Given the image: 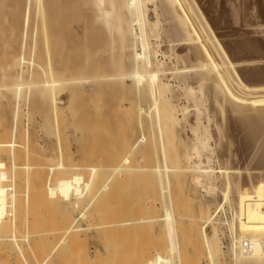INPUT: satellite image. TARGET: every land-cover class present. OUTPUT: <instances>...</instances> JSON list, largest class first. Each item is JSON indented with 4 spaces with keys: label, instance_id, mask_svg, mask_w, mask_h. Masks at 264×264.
<instances>
[{
    "label": "bare ground",
    "instance_id": "1",
    "mask_svg": "<svg viewBox=\"0 0 264 264\" xmlns=\"http://www.w3.org/2000/svg\"><path fill=\"white\" fill-rule=\"evenodd\" d=\"M32 9L34 17L30 15ZM256 25H264V0H0V100L11 95L13 118L25 136L30 129L19 125V115L27 89L36 90L47 110L59 118L69 116L82 101L102 100L105 104L109 99L115 106L118 100L122 108L118 112L130 111L132 117H128L135 122L133 148L154 157L147 155L152 157L148 161L154 163L159 181L151 183L159 186V193L149 198L152 202L147 207L150 204L152 209L157 201L161 204L162 226L169 237L164 234L168 241L163 243L169 245L165 249L172 255L170 262L166 259L170 254L161 261L164 258L166 264H183V247L199 244L209 264H264V28ZM33 59L38 61L34 70L30 66ZM126 105L129 110L123 113ZM103 120L109 124L107 118ZM45 128L49 131L50 126ZM24 162L21 166L28 165L23 167L27 171L20 165L18 168L27 175L32 173L30 167L38 171L41 169L36 166L43 163L34 166L31 161L30 166L29 161ZM150 163L145 166L150 170H146L154 173ZM116 169L118 177L115 174L113 179L118 178L123 185L126 170ZM106 177L98 188L101 192L97 189L96 193L114 201L110 195L116 187H112V177ZM150 177L155 175L150 173ZM207 196L212 197L213 204ZM196 199L197 205L192 203ZM132 219L119 221L128 225H116L131 228L147 222ZM89 221L90 227L93 222ZM65 222L56 232L49 231L58 235L52 249L58 256L66 248H77L84 229L77 226L76 218ZM108 226L102 228L109 230ZM47 230L43 234L52 235ZM139 235L144 239L145 235ZM194 238L197 243L188 241ZM222 239L228 240L227 245ZM128 243L131 245L129 239ZM81 252L84 249L79 254L85 257ZM120 255H115L116 264ZM40 264H47L46 259Z\"/></svg>",
    "mask_w": 264,
    "mask_h": 264
},
{
    "label": "rangeland",
    "instance_id": "2",
    "mask_svg": "<svg viewBox=\"0 0 264 264\" xmlns=\"http://www.w3.org/2000/svg\"><path fill=\"white\" fill-rule=\"evenodd\" d=\"M32 10H31L30 15L34 17L35 11L34 9ZM257 27H260V26L256 25L255 28ZM262 27L264 28V25L263 26L261 25V27L258 29H261ZM0 52H1V49H0ZM36 60L37 59H33L32 61H30V64L31 62L33 64V65L32 64L30 65L33 70L36 69L35 68L36 65H34L35 62L38 66V61ZM25 92L27 94H25ZM25 92L23 93L24 99L21 100L22 104H21V111L19 115V121H20L19 125L21 127L23 126L24 129H26V127L27 129L28 128L30 129V134L28 136H25L21 132V129L18 127V124L15 122L13 118L12 111H13L14 105H13V100H12L11 95H9V98L7 97V98H3L0 100V162L3 163V165H1L0 167V264H40L45 259H46L47 264H61V263L68 264L69 262L70 263L74 262L75 264H86V263L87 264H104V263L108 264L106 262H110V264H114V263L116 264L115 260L118 259L116 258V256L118 257L121 252L122 253L119 257V261H117V264L118 263L127 264V262H131V264H137V263L138 264H151V262H153L152 264L154 263L161 264L162 261L164 262V263L162 262V264H166L167 263L166 259L170 262L171 260H169V258L171 259L172 255L170 254V251L167 250L169 248V245H168L169 242L167 243L168 246H165L164 244L165 242L168 241V240H164L166 239V236L168 235V233H166L167 234L166 235L165 232H168V230L166 229L165 226H162V224L165 225V221L163 223L164 211L162 209L161 204L158 201L153 202L154 203L153 208L152 209L150 208L151 207L150 204L152 202V201L150 202L151 198L157 197L154 195H158L159 193V190H158L159 186H156L155 183H154L155 185L151 183V180L153 182H155L156 180L158 181L156 177L155 169H154V163L153 162L150 163L148 161L153 156L150 154V152L145 153L143 150L142 151L143 153H142L141 150H137L136 148L135 149L133 148V143L135 141L136 128L134 127L135 122L133 118H132V121H130V118L128 117L129 115L132 117V115L130 114V111L129 112L127 111L128 113L126 112V110L128 109L127 107L128 104L126 105L125 108L123 107L124 110L127 108L125 111H123V113L124 112L126 113L120 114L118 111L121 110L122 108L119 109L120 106H118L119 104L116 98L114 99L116 100L115 106L112 105L113 103L111 104L108 101L109 99L105 100V104H104V101L101 102L102 100L100 101L98 100L97 101L95 100L87 101L86 100L85 102L82 101L83 103L81 102V104L75 107L74 111L72 110L70 115H69L70 111H68L67 115L69 116H66L65 114V116L59 118V116H57L56 113H51V111L47 110L41 97L39 96L36 90L33 91V88H32V89H27ZM31 93L32 94L36 93L37 96L33 94L36 96L34 97ZM31 95L32 97H30ZM107 101L110 104L106 103ZM102 103L104 104L103 106L101 105ZM25 110L27 113H25ZM115 110H116V113L114 112ZM114 113L116 116L118 113L119 117H116ZM132 114H133V111H132ZM30 115L31 116L33 115L34 117L32 116V119H31ZM22 116L25 118H23ZM29 118L30 120H28ZM103 118H107V120L109 121V124L108 122H104L105 120H103ZM112 118H114L113 121H112ZM117 119L118 121L115 122ZM31 120H32V123H31ZM37 120H38L39 125L36 124ZM25 122L29 123V125ZM119 122L120 124H118ZM127 122H130L131 124ZM44 125L45 126L48 125V129H49V126H50V129L51 128L52 129L51 130L49 129L48 131ZM41 126H43L42 128L44 129V131L42 130ZM132 129L134 130V133L131 132ZM48 133L50 136L48 137L50 139H48L47 137ZM65 133H68V134L71 133V135H69L68 137L67 135H65ZM20 135L24 138L22 139L23 144L22 142L20 143L21 141V138H19ZM67 138H70V141H68ZM47 140H51L53 142V143L51 142L52 145L48 143ZM139 151L141 152V154ZM144 154L146 157L144 156ZM147 155H151L152 157L147 158ZM142 156H144L145 158H142ZM140 157L142 159L147 160L148 163L151 164V168H152L151 170H153L155 174L153 172H150L149 171L150 168L148 167L147 168L149 170L148 171L146 170L147 168L145 166L148 163H146L147 161L145 160L144 161L140 160ZM29 158L30 160H28ZM151 160L152 161L154 160L155 162V159H151ZM11 161L13 163H16L17 166H15V164H12V163L11 165L10 164ZM22 161L23 162L26 161V163L28 162L27 164L30 163L29 164L30 166H31V161H32V164L36 163V165L37 164L39 165L41 162L43 163H41L39 166H36V169L37 167H40L41 170H38L39 172L34 171L35 169L34 167H30V169H32V173L31 175L30 173H28V175H30L28 176L27 173L23 171V170L27 171V169H24V168H28V165L27 166L25 165V167L21 166ZM137 161L139 162L143 161L145 162L146 165L144 166L143 162L138 163ZM7 164H10V165H7ZM18 165H20L19 167L23 170L18 168ZM41 165H42V168H41ZM56 166H58L57 168L59 167L60 168L57 170ZM92 166L93 167L96 166V167L93 168ZM120 166L126 170L127 178L123 179V182L125 183H122L123 185L125 184V186L121 185V183L119 184L118 183L119 181L117 182L118 178H116V180L113 179L115 178L114 175L115 174L117 175L119 171L118 170L116 172V170L118 169V168L116 169V167H119L120 169ZM136 166H138L139 168L144 167L145 170L138 169ZM11 167L13 169H11ZM134 167H136L137 169H133ZM104 168L106 169L109 168V169L107 171L106 169L104 170ZM122 168L120 170H122ZM53 170L56 172L54 173ZM109 170L111 171L113 170L112 173L114 174L112 175L111 171ZM138 170H141V171L143 170L144 172L139 171L138 173ZM33 171L36 172V174ZM106 172H107V175L109 176L106 175ZM109 172L110 174H108ZM120 172L123 174L122 171ZM150 173H152L153 176L155 175V178L152 177V179H150L151 178ZM103 174H105L107 177L103 176ZM105 177L106 179L112 177L111 182L114 183L112 187L114 189L116 187L117 189V190L113 189L114 191L110 195V197H113L114 201H112V198H108L109 196L105 197L103 196L102 193H101V196H99L96 193L98 192V190L101 192V189H98V188L102 187ZM119 178L121 179V177ZM158 182H156L157 185L159 184ZM120 185L123 187L120 188ZM117 187H119L120 189ZM202 194L204 193L202 192ZM41 195L43 197H41ZM102 197L103 198L105 197V198L103 199ZM218 199L220 200V197H218ZM196 200H194L192 203L197 205L199 203L198 202L199 200L198 199ZM206 200L209 202V204H213L212 197L210 198L207 196ZM47 201H48V205H45L47 204ZM148 202H150V204H148V207H147ZM94 203H96V205ZM134 203H137V204H134ZM92 204L94 205L92 206ZM182 205H183L182 207L185 208L184 206L185 203H182ZM136 206L138 210H135L137 209ZM139 207L141 209L140 210L141 212L139 211ZM191 209L194 210L193 208ZM192 210H190V212ZM136 211L138 212L137 214L139 215H136ZM83 213L84 215L85 214L86 215L84 219H81L80 215ZM87 214H90V215L87 216ZM41 215L43 217H41ZM146 215H148V220H147ZM193 215L195 217V213L192 214V216ZM192 216L190 215V218ZM38 218H40L41 220L39 221ZM43 218L44 220H42ZM49 218L51 220H49ZM75 218L77 219V222H76L77 226L84 228L82 233H80L81 234V238L79 237L80 241L78 240L79 238H77L75 241L77 242L78 240V242L76 243L77 248H70V249L66 248V251H64L60 256H58L57 252L53 253V250H52L58 241L57 239L58 235L55 234L57 237L56 238L54 237L55 236L54 233H51V232H54V231L56 232L58 230L57 227L61 229L62 221L64 225L66 223L65 221L69 219H75ZM132 218L133 219L139 218L140 219V220L138 219L139 221L141 220L144 221L142 219L144 218L145 221L147 220V222L144 221L145 223H140V224L138 223L137 225L134 224L133 226H131V228L129 227L130 225L128 227L127 226L119 227L116 225L117 223L119 225L120 223L124 225L125 220L124 222H120V223L119 221L126 219L128 223V219L130 221ZM88 220L90 221L92 220L91 222H93L91 223L90 227L88 225ZM90 221H89V224H90ZM102 221L105 223L100 225ZM41 223L42 224L45 223L43 224V226L44 225L46 226L47 223L51 225L46 226V227L44 226V229H42L43 226L41 225ZM108 223H109V226L107 225ZM146 223L148 226L145 225ZM107 226L109 230L107 229L105 230L102 228V227L107 228ZM45 228L50 229V230H47V232L52 235H48L47 233L43 234V231L46 230ZM136 229H139L140 232H138ZM144 229H146L147 231ZM164 229H166V231ZM130 231L133 232L134 235H130ZM208 232H211V229H208ZM139 234L145 235L144 239H143V236L141 237ZM164 234L166 236H164ZM44 235H46L47 238H45ZM129 235L132 237L131 239ZM221 236L223 237V235ZM126 237H129V238H126ZM138 237H139V240H137ZM128 239L131 245H127L129 244ZM40 240L42 241L41 243H40ZM226 240L227 239L223 240V242L225 241L224 242L225 245H227V242H228V240L227 241ZM81 241H84V242H81ZM188 241H193L194 244L197 243V241H195V238L188 240ZM112 242H115V243H112ZM123 242H125L126 244H124ZM79 243H80V247H79ZM82 243H85L86 245L85 244L82 245ZM122 243H123V246H122ZM191 243L192 242L190 243L188 242V244H191ZM42 245L45 248L47 247L45 251L43 250ZM125 245L129 248L126 249ZM134 245H137V246L135 247ZM192 245L193 244H191V246L188 245V247L186 246L183 247L184 250L186 251L185 253L182 248L183 250L182 257H183V262H184L183 264H190V262L192 264L194 263L195 264L196 263L197 264H209V262L207 261L203 253L202 247H200L198 244L197 245L198 247L194 245L197 248H195L194 246L192 248ZM140 246H142L143 249L144 247H146L147 250L146 249L143 250L145 252V256L143 255L144 253ZM123 247L125 248V250ZM130 247L131 248L133 247V248L131 249ZM165 247L166 248L168 247V248L165 249ZM199 247L202 249V251L198 249ZM81 248L84 249V252L83 253L81 252V253L85 254V257L84 255L79 254L80 251H83V249L81 250ZM137 248L139 249L138 251H136ZM71 249L75 252L71 251ZM126 250L129 253H127ZM165 250H167V252ZM42 251H43V254H42ZM146 251L148 253H151V255L149 254L148 256ZM106 252L109 254H107ZM135 252H137L138 255ZM44 253L47 255H45ZM74 253L75 254L77 253L76 254L77 257ZM73 254L75 255V258ZM134 254L135 256H137L136 257V259L138 258L137 260H135ZM166 254L168 255L170 254V255L168 256ZM42 256L43 257L45 256V258H43ZM46 256L47 257L49 256V258L51 256L50 258L51 262L49 261V259H47ZM70 256H73V257H70ZM163 256L164 258L168 256L165 259V261H164V258L161 261ZM185 256L187 257L186 260H185L186 258ZM156 258H157V261H156ZM190 258H192L193 261ZM144 259L147 261V263L146 261H144ZM80 260H81V263H79ZM222 261L225 262V259L223 258Z\"/></svg>",
    "mask_w": 264,
    "mask_h": 264
}]
</instances>
